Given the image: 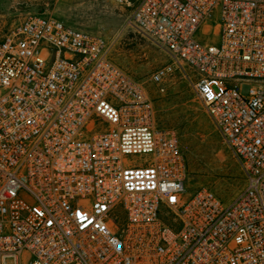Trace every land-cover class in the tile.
Returning <instances> with one entry per match:
<instances>
[{
	"label": "built area",
	"instance_id": "1",
	"mask_svg": "<svg viewBox=\"0 0 264 264\" xmlns=\"http://www.w3.org/2000/svg\"><path fill=\"white\" fill-rule=\"evenodd\" d=\"M111 1L167 57L156 92L192 89L242 187L188 194L114 40L27 14L0 33V264H264V0Z\"/></svg>",
	"mask_w": 264,
	"mask_h": 264
},
{
	"label": "rangeland",
	"instance_id": "2",
	"mask_svg": "<svg viewBox=\"0 0 264 264\" xmlns=\"http://www.w3.org/2000/svg\"><path fill=\"white\" fill-rule=\"evenodd\" d=\"M32 13L51 14L67 25L114 40L111 56L118 66L144 83L152 101L154 126L171 130L178 138L187 163V193L205 186L225 201L234 197L243 184L238 165L185 82L174 80L167 84L164 94L156 92L148 79L167 57L124 28L125 10L111 0H0V33ZM145 158L136 155L127 160L139 163Z\"/></svg>",
	"mask_w": 264,
	"mask_h": 264
}]
</instances>
